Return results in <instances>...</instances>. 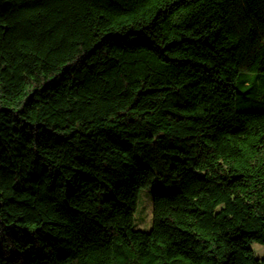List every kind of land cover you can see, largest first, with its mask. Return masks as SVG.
Returning a JSON list of instances; mask_svg holds the SVG:
<instances>
[{
	"label": "trees",
	"instance_id": "trees-1",
	"mask_svg": "<svg viewBox=\"0 0 264 264\" xmlns=\"http://www.w3.org/2000/svg\"><path fill=\"white\" fill-rule=\"evenodd\" d=\"M253 242L264 0H0V264H264Z\"/></svg>",
	"mask_w": 264,
	"mask_h": 264
},
{
	"label": "rangeland",
	"instance_id": "rangeland-1",
	"mask_svg": "<svg viewBox=\"0 0 264 264\" xmlns=\"http://www.w3.org/2000/svg\"><path fill=\"white\" fill-rule=\"evenodd\" d=\"M153 186H147L139 192L136 212L134 214V228L142 231H150L153 220V196L156 192ZM252 248L258 256L264 254V245L253 242Z\"/></svg>",
	"mask_w": 264,
	"mask_h": 264
}]
</instances>
